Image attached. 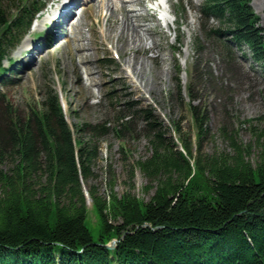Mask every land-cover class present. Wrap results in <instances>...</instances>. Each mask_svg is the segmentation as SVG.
Here are the masks:
<instances>
[{
	"label": "trees",
	"instance_id": "obj_1",
	"mask_svg": "<svg viewBox=\"0 0 264 264\" xmlns=\"http://www.w3.org/2000/svg\"><path fill=\"white\" fill-rule=\"evenodd\" d=\"M43 3L0 0V82L12 81L9 51ZM199 12L203 41L230 59L245 46L264 78V34L250 0H202ZM190 80L186 104L199 139L205 115L192 105ZM256 120L253 142L226 133L230 152L195 155L185 141L175 149L150 123L151 153L136 165L150 181L146 189L155 183L153 194L103 198L88 188L96 213L89 227L82 181L93 175L98 147L77 131L94 134L95 126L74 133L55 89L25 117L0 89V264H264V113ZM113 238L115 246L105 247Z\"/></svg>",
	"mask_w": 264,
	"mask_h": 264
},
{
	"label": "rangeland",
	"instance_id": "obj_2",
	"mask_svg": "<svg viewBox=\"0 0 264 264\" xmlns=\"http://www.w3.org/2000/svg\"><path fill=\"white\" fill-rule=\"evenodd\" d=\"M41 1L42 13L9 51L15 70L7 72L12 81L0 82V89L24 117L55 89L74 133L84 123L95 126L94 134L77 131L86 144L98 147L93 175L82 181L89 227L96 213L88 188L103 198L111 191L118 197L130 192L147 201L153 194L155 183L146 189L150 181L136 165L151 153L150 123L175 149L182 148L179 141L187 142L193 155L230 152L226 133L253 142L249 123L257 125L256 117L264 113L260 66L245 46L233 48L236 56L230 59L213 42L203 41L202 0H91L83 8L78 0L64 6L66 0ZM250 5L264 34V0H250ZM63 8L69 9L72 22L66 16L61 26L56 17ZM128 26L138 29L134 41ZM189 77L192 105L205 115L199 139L186 104ZM255 157L253 146L249 158Z\"/></svg>",
	"mask_w": 264,
	"mask_h": 264
},
{
	"label": "bare ground",
	"instance_id": "obj_3",
	"mask_svg": "<svg viewBox=\"0 0 264 264\" xmlns=\"http://www.w3.org/2000/svg\"><path fill=\"white\" fill-rule=\"evenodd\" d=\"M73 0H67L65 3H68V2H72ZM91 1V0H90ZM65 3L63 4V5H65ZM123 6V5H122ZM123 9V8H122ZM129 15V14H128ZM66 17V16H65ZM67 17H70V14H68V16ZM126 18V17H125ZM128 18V17H127ZM67 19V18H66ZM69 19V18H68ZM68 19L66 20V22H68ZM129 20H127V22H128ZM124 22H125V20H124ZM65 23V19H64V22L62 23V24H64ZM62 24H61V26H62ZM131 24V23H130ZM120 25V24H119ZM133 25V24H132ZM125 27V26H124ZM123 27V28H124ZM130 30V31H129ZM126 31V30H125ZM127 31L130 33V36L132 37V38H130V39H133V41H134V39L138 36L139 37V34H138V29L136 28V26L134 27V26H128L127 27ZM126 31V32H127ZM124 33V32H123ZM128 33V34H129ZM138 40H140L139 38H138ZM132 41V40H131ZM130 41V42H131ZM135 42H136V40H135ZM140 42V41H139ZM135 45L136 44H138V43H134ZM138 47V46H137ZM145 48V47H144ZM139 49V48H138ZM123 50V49H122ZM141 52V51H140ZM134 61V60H133ZM132 61V62H133ZM136 62V61H135ZM131 64H135L134 62L133 63H131ZM143 64L141 63V66H142ZM149 67V66H148ZM151 76V75H150ZM152 80V79H151ZM155 81V80H154Z\"/></svg>",
	"mask_w": 264,
	"mask_h": 264
},
{
	"label": "water",
	"instance_id": "obj_4",
	"mask_svg": "<svg viewBox=\"0 0 264 264\" xmlns=\"http://www.w3.org/2000/svg\"><path fill=\"white\" fill-rule=\"evenodd\" d=\"M122 235H124V233ZM116 242H117V239L113 238L109 242L105 243L104 246L109 248V249H112L115 246Z\"/></svg>",
	"mask_w": 264,
	"mask_h": 264
}]
</instances>
